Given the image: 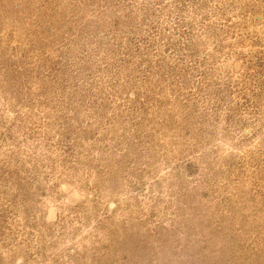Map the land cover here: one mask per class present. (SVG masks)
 <instances>
[{
	"label": "rangeland",
	"instance_id": "obj_1",
	"mask_svg": "<svg viewBox=\"0 0 264 264\" xmlns=\"http://www.w3.org/2000/svg\"><path fill=\"white\" fill-rule=\"evenodd\" d=\"M0 264H264V0H0Z\"/></svg>",
	"mask_w": 264,
	"mask_h": 264
}]
</instances>
